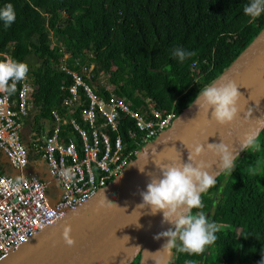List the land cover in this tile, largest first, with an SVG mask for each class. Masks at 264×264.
Wrapping results in <instances>:
<instances>
[{"label": "trees", "instance_id": "16d2710c", "mask_svg": "<svg viewBox=\"0 0 264 264\" xmlns=\"http://www.w3.org/2000/svg\"><path fill=\"white\" fill-rule=\"evenodd\" d=\"M8 3L14 6L16 20L7 29L0 20V54L25 63L29 59L27 75L35 94L32 117L25 124L36 132H45L43 121L52 109L61 108L72 83L58 69L62 57L50 48L52 36L60 37L57 43L78 60L79 67L92 66L82 79L98 98L107 95L100 85L103 79L131 109L152 105L178 115L264 28V14L255 20L245 15L250 0H0V9ZM177 47L195 55L180 62L172 55ZM191 67L198 71L194 84ZM86 105L80 94L78 108ZM72 115L77 118V113ZM129 129L133 130V122L120 116L118 135L123 142H128ZM256 139L260 147L252 149L254 156L245 162L238 157L231 174L222 172L216 184L201 194L206 197L217 190L223 179L209 217L219 229L216 242L200 255L170 249L164 264L264 261V129ZM207 208L203 204L192 212L208 218ZM137 263L138 259L132 264Z\"/></svg>", "mask_w": 264, "mask_h": 264}, {"label": "built area", "instance_id": "2783aa9c", "mask_svg": "<svg viewBox=\"0 0 264 264\" xmlns=\"http://www.w3.org/2000/svg\"><path fill=\"white\" fill-rule=\"evenodd\" d=\"M50 48L61 55L58 69L70 76L72 83L61 108L52 109L49 119L43 121L47 135L25 124L35 94L28 75L17 83L13 100L0 93V261L108 186L176 117L173 110L162 113L152 105L131 109L125 97L116 96L101 81L107 95L98 98L82 79L90 68L79 67L78 60L53 40ZM197 78L198 71L191 67V84ZM80 94L87 100L81 109ZM120 116L133 122L127 143L118 135ZM65 168L73 171L71 181L60 176ZM48 190H53V195Z\"/></svg>", "mask_w": 264, "mask_h": 264}, {"label": "water", "instance_id": "95a60500", "mask_svg": "<svg viewBox=\"0 0 264 264\" xmlns=\"http://www.w3.org/2000/svg\"><path fill=\"white\" fill-rule=\"evenodd\" d=\"M227 80L234 81L242 94L238 103L240 111L232 123L218 124L211 118L212 110L209 109L208 114L200 110L195 98L108 186L12 249L0 264H132L137 259L141 264L143 254L163 239L155 237L173 227L162 222V212L152 215L149 206L137 207L143 203L140 193L147 190L150 182L147 173L159 175L154 160L167 164L181 155L186 163V145L201 144L205 150L196 159L216 162L210 174L218 173L217 177L222 173L217 167L219 160L208 151L207 144L223 140L233 149V154L239 156L243 139L252 133L257 137L264 129V124L257 121L264 120V28L210 85ZM173 147L177 151H173ZM139 167L145 168L144 173ZM41 178L50 180L47 176ZM104 196L118 207H101ZM65 225H71L70 235L75 241L72 246L63 239Z\"/></svg>", "mask_w": 264, "mask_h": 264}, {"label": "clouds", "instance_id": "9594fccd", "mask_svg": "<svg viewBox=\"0 0 264 264\" xmlns=\"http://www.w3.org/2000/svg\"><path fill=\"white\" fill-rule=\"evenodd\" d=\"M244 13L255 20L264 14V0H250V3L244 6ZM0 20L4 22L5 29L9 28L16 20V12L11 3L6 4L0 9ZM173 57L183 62L187 58L194 56L195 52L187 51L183 48H174ZM29 66L25 62L17 61L11 57L0 60V93H6L11 96L17 90V83L27 78ZM242 94L238 91V86L234 81L227 80L219 85L213 84L201 89L196 97L195 103L199 109H203L208 114L211 109V118L220 125L232 123L240 109L238 103ZM197 101H201L197 103ZM264 124V120H257ZM242 149L251 148L259 150V143L256 134L247 135L241 142ZM188 149L187 162L178 159H172L171 163H162L154 160L159 175L148 172L150 182L147 184V190L141 192L143 203L137 205L138 208L149 206L151 214L163 213V221L173 225L167 231L159 233L155 239L166 238L167 242L163 250L175 248L178 253H188L190 255H200L206 251L218 239L216 233L219 231L214 222H209L202 212L193 213L192 209L203 207L201 194L216 184V173L210 174L212 164L196 158L204 152V145H186ZM208 151L212 152L219 160L217 167L221 172H227L229 175L236 165L238 154H233V149L221 143L207 144ZM173 151H177L175 147ZM155 149L153 152L155 153ZM147 158V156H146ZM139 171L144 173L145 168L139 167ZM60 176L66 181L73 179L71 168H65L60 172ZM111 208L117 205L109 202L107 198L100 201V206ZM140 227V225H137ZM71 225H65L63 229V239L68 246L74 245L75 241L71 237ZM138 248V247H137ZM187 264H192L191 261ZM264 264V261L261 262Z\"/></svg>", "mask_w": 264, "mask_h": 264}, {"label": "rangeland", "instance_id": "374dc122", "mask_svg": "<svg viewBox=\"0 0 264 264\" xmlns=\"http://www.w3.org/2000/svg\"><path fill=\"white\" fill-rule=\"evenodd\" d=\"M53 39H54L56 42H59V41H60V37H53V36H52V40H53ZM28 61H29V59H28ZM28 61H27V63H28ZM31 64H32L33 67L36 66V62H35V61L32 62ZM99 80H100L101 82H105L103 79H99ZM31 117H32V114L30 115L29 120L31 119ZM45 126H46V124H45ZM246 152H247L248 156H244V155L246 154ZM251 154H252V156H254V152L252 151L251 148L248 149V150L244 149V150L239 154L238 157H240V158H241L242 160H244V162H245L246 159H248V158L251 157ZM249 156H250V157H249ZM222 185H223V179L220 181L217 190L212 191V192H209V193L206 195V197H201V199H202V203L208 205V208H207V214H208V218H207V219H208V220H209V217H210L211 214H212V211H213V208H214L215 204H216L217 201H218L217 199H218V197H219V192H220V190H221V188H222ZM47 193L50 194V195H53V190H48ZM166 242H167V239H166V238L161 239L160 242H159V246H158V249H159V254H158V255H159V256H158V263H157V264H163V262L166 260V256H167L168 250H163V246L166 244ZM161 252H162V253H161ZM137 264H138V263H137Z\"/></svg>", "mask_w": 264, "mask_h": 264}, {"label": "bare ground", "instance_id": "6f19581e", "mask_svg": "<svg viewBox=\"0 0 264 264\" xmlns=\"http://www.w3.org/2000/svg\"><path fill=\"white\" fill-rule=\"evenodd\" d=\"M158 246L159 245L151 247L148 251H146L143 254L141 264H157L158 263V256H159Z\"/></svg>", "mask_w": 264, "mask_h": 264}, {"label": "crops", "instance_id": "0c3cea01", "mask_svg": "<svg viewBox=\"0 0 264 264\" xmlns=\"http://www.w3.org/2000/svg\"><path fill=\"white\" fill-rule=\"evenodd\" d=\"M27 126L30 127L29 124H27Z\"/></svg>", "mask_w": 264, "mask_h": 264}]
</instances>
